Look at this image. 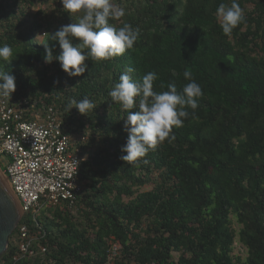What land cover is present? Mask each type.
I'll use <instances>...</instances> for the list:
<instances>
[{
  "label": "trees",
  "instance_id": "16d2710c",
  "mask_svg": "<svg viewBox=\"0 0 264 264\" xmlns=\"http://www.w3.org/2000/svg\"><path fill=\"white\" fill-rule=\"evenodd\" d=\"M231 2L112 0L125 15L109 23L138 29L137 41L69 77L43 60L45 44L61 51L49 34L74 22L61 0H0V46L13 48L0 71L16 80L7 97L56 111L86 157L82 194L25 213L0 264H264V0H237L244 20L226 35L216 10ZM128 67L136 81L156 73L157 93L182 92L185 71L203 91L175 139L132 164L121 160L128 111L109 96ZM84 98L95 105L87 116L68 111Z\"/></svg>",
  "mask_w": 264,
  "mask_h": 264
},
{
  "label": "clouds",
  "instance_id": "9594fccd",
  "mask_svg": "<svg viewBox=\"0 0 264 264\" xmlns=\"http://www.w3.org/2000/svg\"><path fill=\"white\" fill-rule=\"evenodd\" d=\"M61 2L64 11L74 22L62 25L49 34L52 40L58 42L61 51L54 55L53 48L45 44L43 60L46 64L59 61L62 71L69 77H80L87 71L86 61L89 59L109 60L122 56L133 48L138 39V29H133L129 24L116 27L109 23L110 19L125 15L123 7H117L112 0ZM216 17L223 33L228 35L243 22L244 13L237 0H232L230 5L219 4ZM12 56L11 46H0V59L10 61ZM133 71L131 67L126 68L119 77V82L109 92L112 102L128 111L125 119L128 138L121 149L124 153L121 160L129 164L138 163L150 150H155L166 140L175 139L170 136L173 127L183 125V119L189 116L186 107L195 110L198 107V98L203 95L201 87L192 79L189 71L184 72L185 79L190 82L183 87L182 92L174 84H170L167 91L160 93L153 90L156 73L149 72L140 81H136L129 74ZM15 91V76L0 71V96H11ZM137 106L138 110H134ZM73 108L87 116L95 105L88 98H84L79 102L73 101L68 106V111L71 112ZM144 162L147 163L146 160Z\"/></svg>",
  "mask_w": 264,
  "mask_h": 264
},
{
  "label": "built area",
  "instance_id": "2783aa9c",
  "mask_svg": "<svg viewBox=\"0 0 264 264\" xmlns=\"http://www.w3.org/2000/svg\"><path fill=\"white\" fill-rule=\"evenodd\" d=\"M7 157L4 174L23 213L48 205L73 202L83 192L79 182L80 147L64 132L63 119L50 109L36 110L0 97V157ZM22 238H28L26 226ZM30 243L21 250L29 253Z\"/></svg>",
  "mask_w": 264,
  "mask_h": 264
},
{
  "label": "water",
  "instance_id": "95a60500",
  "mask_svg": "<svg viewBox=\"0 0 264 264\" xmlns=\"http://www.w3.org/2000/svg\"><path fill=\"white\" fill-rule=\"evenodd\" d=\"M24 216L20 201L12 190L8 177L0 168V257L9 248V239Z\"/></svg>",
  "mask_w": 264,
  "mask_h": 264
},
{
  "label": "rangeland",
  "instance_id": "374dc122",
  "mask_svg": "<svg viewBox=\"0 0 264 264\" xmlns=\"http://www.w3.org/2000/svg\"><path fill=\"white\" fill-rule=\"evenodd\" d=\"M43 38H44V33L41 36H39L37 38V40L41 42L43 40ZM7 162H8L7 157H4V156L3 157H0V168L2 170H4ZM149 189L150 188H145L144 191H147ZM235 226H236L237 229H240V226L237 223H235ZM235 254H242L243 257H246L247 256V250L238 241L236 243V251H235Z\"/></svg>",
  "mask_w": 264,
  "mask_h": 264
}]
</instances>
